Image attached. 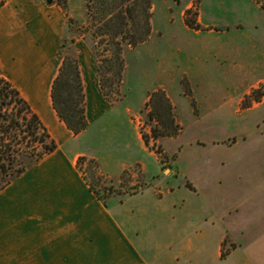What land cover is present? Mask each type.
Here are the masks:
<instances>
[{
  "label": "crops",
  "instance_id": "crops-1",
  "mask_svg": "<svg viewBox=\"0 0 264 264\" xmlns=\"http://www.w3.org/2000/svg\"><path fill=\"white\" fill-rule=\"evenodd\" d=\"M0 3L1 72L57 143L0 190V264H264V230L241 234L227 219L233 207L218 202L236 191V184L227 188V181H212L194 190L181 183L161 195L143 190L102 197L79 158L95 159L99 172L119 184L136 164L143 173H154L141 156L146 155L141 136L133 133L130 117L104 97L85 43L78 60L88 126L74 134L51 98L64 58L62 9L44 0ZM195 168L184 167L189 174L198 172ZM257 169L260 184L264 164ZM240 172L241 179L246 171Z\"/></svg>",
  "mask_w": 264,
  "mask_h": 264
},
{
  "label": "rangeland",
  "instance_id": "rangeland-1",
  "mask_svg": "<svg viewBox=\"0 0 264 264\" xmlns=\"http://www.w3.org/2000/svg\"><path fill=\"white\" fill-rule=\"evenodd\" d=\"M44 1L58 5L66 17L63 57L78 58V49L85 43L97 68L122 47L123 75L117 78L116 63L104 68L110 93L104 97L130 117L133 133L141 136L146 147V155L141 156L156 170L143 173L139 165H133L119 184L99 172L95 159L80 157L81 168L101 196L143 190L161 195L181 183L198 190L208 182L227 181V188L236 184L232 188L236 191H228L218 202L233 207L228 222L236 223L241 234L263 231L264 182L257 184L254 175L257 165L264 164V47L260 41L264 9L260 0H151L150 36L136 47L99 31L108 26L116 29L120 23L115 16L109 18V9L117 12L133 4L142 17L146 0ZM250 94H262V102L249 98ZM171 117L172 130L176 127L178 132L154 138L151 127L166 132L171 127L162 122H171ZM185 166H196L198 172L186 173Z\"/></svg>",
  "mask_w": 264,
  "mask_h": 264
},
{
  "label": "trees",
  "instance_id": "trees-1",
  "mask_svg": "<svg viewBox=\"0 0 264 264\" xmlns=\"http://www.w3.org/2000/svg\"><path fill=\"white\" fill-rule=\"evenodd\" d=\"M260 3L264 9V0H260ZM115 9L114 7L109 9L108 16L112 19L115 16L120 20L118 27L111 29L108 26L109 28L99 31L100 35L110 34L114 40L121 37L132 47H136L149 38L151 32V0H146L142 7V17L137 15L136 7L133 4L126 7L121 6L117 12ZM193 24V22L188 21L189 26L194 27ZM113 63L117 64L115 74L120 80L125 69L121 46L112 57H106L97 64L99 83L104 96L107 98L110 97V93L106 92L108 77L104 68H107V65L111 68ZM248 97L260 101L262 94L254 95V97L250 94ZM51 98L52 105L60 120L74 134H79L87 128L85 93L76 55L64 56L59 72L52 84ZM164 98L166 106L170 110V103L165 95ZM159 121L161 122V119ZM170 121L162 122L166 127H171L166 132H162L157 126L151 127L154 138H159L161 135H174L178 132L176 127L172 130L174 122L172 117ZM144 138L146 143H149L145 135ZM56 148V141L51 137L38 114L22 97L19 90L4 77L0 68V190L29 166ZM111 189V186L107 187L108 192H111ZM96 193L98 192L96 191ZM225 255L226 252L222 251V256Z\"/></svg>",
  "mask_w": 264,
  "mask_h": 264
}]
</instances>
